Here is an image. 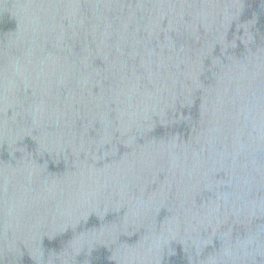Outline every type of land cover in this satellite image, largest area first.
<instances>
[{"label":"water","instance_id":"obj_1","mask_svg":"<svg viewBox=\"0 0 264 264\" xmlns=\"http://www.w3.org/2000/svg\"><path fill=\"white\" fill-rule=\"evenodd\" d=\"M0 264H264V0H0Z\"/></svg>","mask_w":264,"mask_h":264}]
</instances>
